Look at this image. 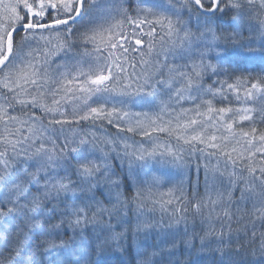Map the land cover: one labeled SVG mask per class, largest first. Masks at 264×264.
<instances>
[{
  "label": "snow or ice",
  "instance_id": "6c2138e0",
  "mask_svg": "<svg viewBox=\"0 0 264 264\" xmlns=\"http://www.w3.org/2000/svg\"><path fill=\"white\" fill-rule=\"evenodd\" d=\"M0 264H264V0H0Z\"/></svg>",
  "mask_w": 264,
  "mask_h": 264
},
{
  "label": "trees",
  "instance_id": "16d2710c",
  "mask_svg": "<svg viewBox=\"0 0 264 264\" xmlns=\"http://www.w3.org/2000/svg\"><path fill=\"white\" fill-rule=\"evenodd\" d=\"M197 179V176L195 174V171L192 172L191 176H190V180L195 182ZM199 180H200V184H201V187L203 186V181H204V177H203V171L201 170V173H200V177H199Z\"/></svg>",
  "mask_w": 264,
  "mask_h": 264
}]
</instances>
